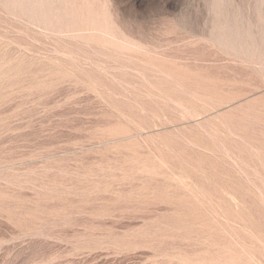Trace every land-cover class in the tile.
<instances>
[{
  "label": "rangeland",
  "instance_id": "obj_1",
  "mask_svg": "<svg viewBox=\"0 0 264 264\" xmlns=\"http://www.w3.org/2000/svg\"><path fill=\"white\" fill-rule=\"evenodd\" d=\"M0 264H264V0H0Z\"/></svg>",
  "mask_w": 264,
  "mask_h": 264
}]
</instances>
